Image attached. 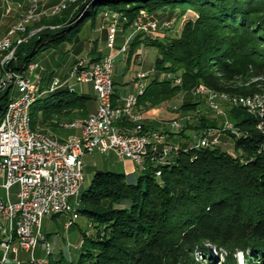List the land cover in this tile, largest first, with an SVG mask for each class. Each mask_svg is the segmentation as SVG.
Segmentation results:
<instances>
[{
    "label": "trees",
    "instance_id": "trees-1",
    "mask_svg": "<svg viewBox=\"0 0 264 264\" xmlns=\"http://www.w3.org/2000/svg\"><path fill=\"white\" fill-rule=\"evenodd\" d=\"M140 9H188L196 16L184 21L177 37L150 40L157 47L154 69L178 73L180 81L151 77L136 97L137 105H161L198 84L236 94V77L264 75V0H76L56 15L43 17L35 33L29 34L26 27V39L16 45L10 66L23 72V65L41 51L74 47L84 24L104 21L108 13H119L128 23ZM139 37L131 39L127 61ZM79 52H73L72 64ZM82 57L88 66L101 55L90 47ZM256 85L250 83L239 94L264 88V82ZM89 99L67 86L45 92L30 106V126L52 128L57 121L84 117ZM9 100V88L1 89L0 117ZM228 117L236 130L226 132L234 155L219 144L190 146L194 135L217 127L200 117L196 125H188L190 135L184 134V126L175 133L187 143L178 145V153L165 163L144 162L130 174L95 171L76 203V213L86 218L88 229L79 230L78 257L53 264H239L237 254L243 264H264V136L242 106H231Z\"/></svg>",
    "mask_w": 264,
    "mask_h": 264
},
{
    "label": "built area",
    "instance_id": "built-area-1",
    "mask_svg": "<svg viewBox=\"0 0 264 264\" xmlns=\"http://www.w3.org/2000/svg\"><path fill=\"white\" fill-rule=\"evenodd\" d=\"M27 1L28 8L20 14V19L36 17L34 14L36 0ZM142 14L134 18L132 25L148 33V37L158 38L160 34L156 22L154 20L141 22ZM105 17L107 21L105 45L111 50L119 21L127 22V18L121 17L119 13H108ZM20 19L17 21V26H20ZM118 53H121V46L118 48ZM12 61L13 59L10 62ZM8 63L5 70H0V82L14 86L16 94L13 97H21V105L16 107L9 122L0 124V176L3 177L2 187L6 193V199L0 200V248L3 251L0 263L11 264L7 254L15 255L22 250L29 254L27 264H43L44 260L33 255L35 248L41 247L39 230L41 220L54 207L72 206L73 191H78L80 184H83V173H76V165H83L82 157L92 151L103 155L111 152L118 159L129 160L136 167L141 168L144 163H138V156H141V141L148 140V131L138 122L139 117L133 111H129L132 97L124 96L120 104H117V115H114L113 126H106V117L110 115L107 97L110 92H114L112 79L114 55L106 53L105 62L97 60L88 66L83 65V58H78L72 64L68 76L63 80L54 76L52 85L47 89L49 92L64 85L71 88L70 82L91 83L95 108L91 112L89 121L84 126L74 129L76 133L65 139L29 136L22 121L23 96L25 90L34 87L37 77L33 76L32 72L36 65L33 64L31 69L25 72H19V77H11ZM140 77L141 74H138V78ZM179 81L180 79L177 78L175 84ZM194 89L197 94L203 95L202 84L196 85ZM215 97L217 94L213 93L212 96H207V99L216 101ZM219 97L225 99L222 95ZM255 101L256 97L248 98V106ZM231 104L237 105V103ZM216 112L220 113L218 109ZM260 112H264V109ZM115 116H122L127 122L132 123L130 132H121L116 127ZM258 122L264 127V121ZM179 128V122L170 123V129ZM223 131L232 133V123L226 119L221 128H207L199 132L201 142H194L193 136L192 145H196V149L215 146L219 143V136ZM169 136L164 131L156 130L155 140H150L151 156L145 157V162L155 164L167 159L169 146L176 145L169 141ZM14 185L17 186L16 201L11 202L7 194ZM65 218L67 220L64 227L67 228V223L75 217ZM41 249L45 253V247ZM15 264L19 262L15 260Z\"/></svg>",
    "mask_w": 264,
    "mask_h": 264
},
{
    "label": "rangeland",
    "instance_id": "rangeland-1",
    "mask_svg": "<svg viewBox=\"0 0 264 264\" xmlns=\"http://www.w3.org/2000/svg\"><path fill=\"white\" fill-rule=\"evenodd\" d=\"M23 2V0H19V2ZM27 0H25L26 3ZM44 4H49L51 1L54 0H42ZM76 1V0H75ZM74 2V1H70ZM28 3V1H27ZM57 5V4H56ZM68 3L66 4V6ZM55 5L51 7H41L35 6L34 7V14L36 15V20L30 21L26 24V27H28L31 31V33H35L37 30H39L41 25L44 23L42 22V18H50L49 16L56 15L57 13L50 14L49 9L54 7ZM28 8L27 4H24V6L17 8L16 12H25V10ZM66 8V7H65ZM62 10V9H61ZM60 10V11H61ZM142 11V17H141V22H145L146 20H154L157 24L158 28V33L160 34L158 38H155L156 40L163 41L167 38H172V37H177L180 33L181 26L186 21L187 19H194L196 14L192 10H184V12H181L180 10L176 9H164V10H156L155 12H147L145 10H139L138 13L141 14ZM138 13L135 15L138 16ZM134 17V18H135ZM46 18V19H48ZM127 23V27L123 28V24L125 22L119 21V27L116 30V33L122 32L125 34L124 41L128 39L129 43L131 41V37L140 34V37L138 38L139 42H136V47L134 51L140 50V54H136L135 56L138 57L137 60L142 62V64L139 66V70L137 68V65H134L135 63L130 60V63L126 66L127 68L126 71V76L123 78L125 83H122L120 86L118 85L117 88L119 90H122L123 88L125 89H130L131 85L133 86V89L131 91H128V93H137L138 90V85L139 83H144V87L147 83V80L154 75L158 77H165L166 79L170 80L171 83H174V80L179 78L178 73H172V72H158L154 69V61L155 57L157 55V47L154 45H150L151 42L150 40L152 39L151 37H148V33H145L144 31L136 29L135 25H132V22L134 20ZM16 21L12 24L14 25L19 19L20 15L18 17H15ZM14 20V19H13ZM54 24V22H52ZM107 23L106 17L103 20H98L94 23L92 26H88L87 24H84L82 26V31L80 32L81 34L76 37L77 40H79V43L74 45V47L69 44H65L63 49L64 52H57L52 49H47L44 51H41L40 54L36 55L33 57L32 62L36 65V67L33 70V73H36L37 77L36 81L34 84L37 85L39 90H43L48 87L50 81L54 78V76H57L60 78V80L65 79L68 76V73L70 71V68L72 67V62H73V52H76L77 50L80 49L78 58H83L82 56L89 50L90 47H93L95 49V54H102L106 48L105 45V24ZM53 24L48 25L47 27L52 29L54 27ZM25 27V29H26ZM46 27V26H43ZM132 32V33H131ZM115 33V34H116ZM1 39V38H0ZM26 39V38H25ZM149 39V40H148ZM123 41V42H124ZM115 45V41H114ZM113 45V48H114ZM120 47V46H119ZM107 49V48H106ZM67 51V52H66ZM102 52V53H101ZM117 52V48L113 49V53ZM104 55V54H103ZM127 55V53L125 54ZM89 59V56L87 57ZM43 60V61H42ZM38 62H42V64H39ZM132 62V63H131ZM24 63L21 62L18 66L22 67ZM25 66V65H23ZM42 67V68H41ZM125 67V66H123ZM45 69V70H43ZM25 70V69H24ZM23 70V72H25ZM43 71V72H42ZM41 76L42 83L40 82V78L38 76ZM138 74H141V77L138 78ZM132 76V80L134 82H129L131 78L129 76ZM50 78V80H49ZM49 80V81H47ZM47 82L48 84L43 88V84ZM257 82L258 85L257 87L262 86V82H264V75H260L258 77L252 76L250 73H246L243 76H238L234 79L233 81V87H236L238 89V92L235 94H228V93H217L216 101H212L211 103L208 102L207 99V91L203 92L202 94H197L194 92L195 89H193L192 92H189L188 94L186 93H178L175 96H173L171 99L166 101L165 103L158 105V106H149L145 107L142 105H137V100L135 102V106L133 109V112L135 115L139 117L138 122L142 124L144 122H148L144 116H142L146 111H151L154 108H159V112L154 113L155 115L158 113L157 117V123L158 126H156L157 130H166V128L170 129V123L173 121H177L180 124V128H185L184 134H191L192 130L188 129V125H196L198 123V120L200 117L205 118L208 122H214L216 124V128H219L222 126L223 121L226 119L227 121L230 122V119L228 117V111L230 110L231 106H233L231 103H236L234 102L235 99H240L243 96L246 95H253V94H260L264 91L263 89H260L258 92H253V93H248V94H239L240 91H244L247 86L250 83ZM71 88L74 89V91L77 92L80 91V85L78 82H70ZM85 86V84H83ZM66 86V85H64ZM63 86V87H64ZM204 88L208 89L204 85H202ZM195 88V87H194ZM144 90V88H143ZM85 93H87V88L85 89ZM212 91V90H211ZM143 92V91H142ZM127 94V93H126ZM142 94V93H141ZM219 95H222L225 97V99L219 97ZM41 96V95H40ZM226 99H228L230 102H228ZM190 103L191 105L188 107H184L183 105H186ZM238 105V104H237ZM241 106V105H240ZM214 107V108H212ZM243 107V106H242ZM247 107V106H246ZM243 107L248 114H251L255 117L256 123H257V116L253 113H251L248 109L249 107ZM151 109V110H150ZM220 112L217 113L216 111ZM93 111H90L89 106L87 105V110L86 114L84 117L91 113ZM78 118H83V117H77ZM74 119V120H75ZM73 121V120H72ZM64 122V121H57L54 123L56 126L55 127H47V128H41L38 127L39 130L41 131H47L49 133L54 134L57 138H63L65 139L66 135L68 134L67 131H64L61 129L59 126V123ZM129 124L132 125L130 122ZM146 124V123H145ZM144 128V126H143ZM179 129L176 131L178 132ZM258 130V129H257ZM45 131V132H46ZM167 131V130H166ZM259 131V130H258ZM227 131H223L221 135L219 136V146L222 149L231 151V153L234 155L235 152L232 150V140L228 138L226 135ZM71 135V134H70ZM226 135V136H223ZM222 137H224L222 139ZM184 140V139H183ZM186 140V138H185ZM191 142V141H190ZM225 142V143H223ZM110 153V152H109ZM95 163V167H91V162ZM85 165L87 166L84 170L82 168V173H83V184L80 187V191L88 184L90 181L93 173L95 170H111V171H116L114 167H111L108 165L109 162H114V157L113 156H107L103 155L97 151H94L93 153L89 154L87 157L84 158ZM145 173V172H143ZM0 193L2 194V190L0 188ZM65 217H68L67 215H58L55 217L52 216H44L41 220L40 224V245L42 241H46L50 245V252L46 257H48L52 252H56L54 256H50L48 260V264H53L55 261L59 259H64V262H73L77 259L79 250L77 243L79 242L81 235L80 232H86L87 229V220L84 216L76 214V217L72 219L70 224L67 226V228L64 227V223L67 220ZM216 251L211 250V255L215 256ZM236 258L238 260L239 264H243V258L241 254H237ZM200 261H203L200 257L198 258ZM45 262V261H44ZM218 263V262H217ZM14 264V263H11ZM47 264V262H45ZM205 264V263H204Z\"/></svg>",
    "mask_w": 264,
    "mask_h": 264
},
{
    "label": "bare ground",
    "instance_id": "bare-ground-1",
    "mask_svg": "<svg viewBox=\"0 0 264 264\" xmlns=\"http://www.w3.org/2000/svg\"><path fill=\"white\" fill-rule=\"evenodd\" d=\"M70 1H75V0H62V2L58 3L56 6L51 8L49 10L50 14H54L59 12L61 9L66 7V4L69 3ZM105 13V12H104ZM121 16V15H120ZM124 17V16H121ZM36 17H27L25 19H20V26H17V22L8 30V32L0 39V70H5V66H7L8 63V72H10L11 77H19V72L18 70L12 69L10 66L11 60L14 59V50L17 44L21 43L22 41L25 40V37L23 36L25 33V27L26 24L30 21H34ZM132 33V32H131ZM5 40V43H4ZM129 41L126 39L122 44H121V53L126 54L129 49ZM127 56V55H125ZM98 62H105V54L102 55ZM33 63H27L24 66V71L27 69H31ZM83 65H86V59L83 58ZM91 65V64H89ZM16 67V65H14ZM72 70V67L70 68V71ZM69 71V72H70ZM174 83H176V79L174 80ZM144 83H139V88L137 90L136 94L132 93H127L124 95V97H132L131 101L129 103V111H133L134 106L136 105V97L140 95L143 91L144 88ZM52 85V80L50 81L49 85L47 88L43 90H39L36 84H34L33 89H27L24 91V96H23V110H22V121L24 123L25 127V132L32 137H38V138H46V137H52V139H58L54 134L49 133L45 131H41L37 128H32L30 126V117H29V112H30V106L31 104L43 93L47 92V89ZM8 87L9 92H10V100L7 102L6 106L4 107L1 117H0V124H5V122H9L10 119H12L13 113L16 111V107H20L21 105V97H13L14 96V86L13 85H6L5 82H0V90ZM202 91H207L208 94L207 96H212L214 91L207 90L202 86ZM196 92V90H194ZM114 92H110V94L107 97V104H109V114L106 117V126H113L114 124V115H117V105H112L111 98ZM256 101L253 102L248 106V98H255ZM211 103L212 101H208ZM234 102H236L238 105H241L243 107H249V111L257 116V123H256V128L259 130V132L264 136V127L258 122V121H264V112H260L264 109V91L260 94H253V95H246L243 96L240 99H235ZM246 107V108H247ZM214 108V107H212ZM91 118V113L87 114L83 118L75 119L70 122H63L60 123L59 126L63 129H77L78 127L84 126L87 121ZM125 121L126 120L122 116H115V125L117 127H120L119 122ZM117 127V128H118ZM122 127V126H121ZM221 128V127H219ZM121 132H130V126L127 127L125 126L124 128H118ZM225 132V131H224ZM232 133H236L235 128L232 125ZM156 138V130H151L148 131V140H142L141 141V156H138V163H144L145 162V157H150L151 156V147H150V140H155ZM194 142H201V134H196L194 135ZM193 142H191L192 147L196 148V145H192ZM220 143V140H219ZM218 143V144H219ZM217 144V145H218ZM179 146L178 145H170L169 146V157H173L178 153ZM166 160H163L162 162H156L159 164L165 163ZM82 168L83 165H76V173H82ZM156 175H159V170L155 171ZM82 184H80L81 187ZM79 191H73V197H72V206H68V208H63V207H54L52 208V211L46 213V216H51V215H67L68 217H76V203L78 200L79 196ZM71 221L67 223V226L70 224ZM41 236V235H40ZM42 237V236H41ZM41 247H45V254L48 255L50 252V245L46 241L41 242ZM45 264V263H43Z\"/></svg>",
    "mask_w": 264,
    "mask_h": 264
},
{
    "label": "crops",
    "instance_id": "crops-1",
    "mask_svg": "<svg viewBox=\"0 0 264 264\" xmlns=\"http://www.w3.org/2000/svg\"><path fill=\"white\" fill-rule=\"evenodd\" d=\"M60 1L61 0H54V1H51V3H49V4H44L42 0H36V6H38V3H39V6H41V7H43V6L44 7H51L53 5L58 4ZM23 2H25V0H23ZM23 2L22 1L19 2V0H0V38H2L8 32V30L13 26L12 24L16 21L15 17H18L22 13V12L17 13L16 12L17 8H20L21 6L23 7L24 4H27V6H28L27 1H26V3H23ZM124 38H125V34L118 31L115 34V45L113 48V49L117 48V52L113 53V49L108 50L105 48L104 52L103 53L101 52L102 54H100L101 56L103 54H106V53H111L112 55H114V66H113V73H112L113 91H114V94L112 97V104H114V105L120 104L121 98L126 93H128V91H131L133 89V86H132L133 84L131 85L130 89L123 88L122 90H119L117 88L118 85L120 86L122 83H125V81H127V80H123V78L126 76L127 70H125V69L127 68L126 66L130 63V60L135 63L134 65H137V68H135V70L136 69L139 70L140 69L139 66L142 64V62L137 60L138 57L135 56L136 54H140V50L133 51V54L130 57L129 61H127V56H125L122 53H118V48L123 43ZM132 38L133 37H131V39ZM64 49H66V48H64ZM38 63L42 64V62L41 63L38 62ZM123 66H125V67H123ZM43 70H45V69H43ZM34 74H35V76H37L36 73H33V76H34ZM42 75H43V73L40 76H38L40 78V82L42 81V79H41ZM55 77H57V76H55ZM129 77L131 78L132 76L130 75ZM150 79L151 78H149L147 81H149ZM49 80H50V78H49ZM49 80H47V81H49ZM128 81L134 82V80H132V78ZM47 84L48 83L45 82L42 87L45 88V86ZM83 84H85V86ZM79 85H80V91H78L77 94L90 98L87 105L89 106L90 111H93L95 108V102H94V93H93L91 83H79ZM84 87H85V89L87 88V91H88L87 93H85ZM14 94H16V93H14ZM158 110H159V108H154L153 110H151L149 112L146 111L142 115L145 117V119L147 118L146 120L148 121V122L143 123L144 129L146 131L157 130L156 126H158V123L156 120L158 117V113L156 115L154 113L159 112ZM117 124H119V126H120V127H118V125H117L118 128H124L125 126H127L126 124H124V122H119ZM61 129L64 131L68 130L67 131L68 134L66 135V137L69 136L70 134L76 133V131L74 129H67V130L63 129V128H61ZM166 130L173 134V135L169 136V138H168L171 143L179 145L180 147L184 146L187 143V141L185 139L184 140L179 139L180 137L178 135H175V133L177 132L176 130H172L169 128H166ZM166 130H164V131H166ZM160 131H162V130H160ZM223 136H226V135H223ZM223 138L224 137H222V139ZM58 139H61V138H58ZM223 143H225V142H223ZM93 152L94 151L87 153L82 157L83 170L87 167L85 165L84 158ZM107 156H113L114 157V162H109L108 165L117 169L115 172H123L125 174H130V173L134 172L135 169L137 168L136 165L134 163H132L131 161L120 160L111 152L106 154V157ZM91 167H95V163L93 161L91 162ZM95 171H97V170H95ZM2 183H3V177L0 176V188L2 190V194L0 193V200H5L6 199V193L2 187ZM16 192H17V186L16 185L12 186L9 189L8 194H7V198L9 201H11V202L16 201ZM42 236H44V235H42ZM78 244H79V242L77 243V245ZM54 254H56V252H52L48 257L50 258V256H52V255L54 256ZM2 255H3V251L0 248V258L2 257ZM33 255L36 258L44 260L48 264L49 258L46 257V254L43 252V250L41 249L40 246L35 248ZM7 258L10 260L11 263H14V264H15V260H17L19 262V264H27V261L29 259V254L25 251L19 250L15 255H13L12 253H8Z\"/></svg>",
    "mask_w": 264,
    "mask_h": 264
}]
</instances>
